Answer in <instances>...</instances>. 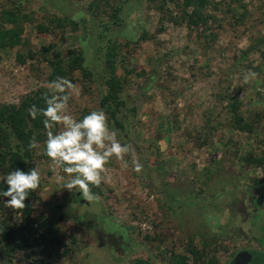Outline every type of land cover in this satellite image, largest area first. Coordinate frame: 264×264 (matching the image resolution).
I'll list each match as a JSON object with an SVG mask.
<instances>
[{"label": "rangeland", "instance_id": "obj_1", "mask_svg": "<svg viewBox=\"0 0 264 264\" xmlns=\"http://www.w3.org/2000/svg\"><path fill=\"white\" fill-rule=\"evenodd\" d=\"M209 2L213 17L189 26L180 1L0 0V26H11L5 10L28 16L23 43L0 48V104H17L39 87L57 94L48 87L49 60L58 53L66 64L81 51L87 73L67 69L63 77L76 86L68 112L82 119L101 109L113 40L121 104L117 122L107 115L109 126L144 166L136 173L130 157L127 169L113 157L104 182L92 186L100 199L88 203L77 189L61 190L41 130L27 163L42 176L30 215L49 220L59 242L22 238L21 213L0 196V223L13 228L17 245L10 264H228L239 250L263 248L264 164L246 158L264 154V0ZM44 47L51 49L43 55ZM235 98L252 131L230 119ZM9 171L0 163V184ZM251 264H264V250Z\"/></svg>", "mask_w": 264, "mask_h": 264}, {"label": "trees", "instance_id": "obj_2", "mask_svg": "<svg viewBox=\"0 0 264 264\" xmlns=\"http://www.w3.org/2000/svg\"><path fill=\"white\" fill-rule=\"evenodd\" d=\"M167 0H161L160 6H163ZM179 2L183 9L184 19L189 26L206 25L208 19L212 18L211 14L205 12L209 6V0H169ZM120 4L122 2H119ZM118 5V4H117ZM121 11V5L114 8V17H118ZM4 21L11 24L10 27L0 26V48L14 47L22 44L21 33L23 31L22 22L25 21L27 14H21L20 12L7 11L2 12ZM66 20V18H65ZM173 21H176L173 18ZM63 20L59 23L61 26ZM110 44L106 46L105 65L107 68V77L105 84L107 90L101 97V109L112 119L116 118V113L119 110L121 102H119V91L121 85V78L116 74V62L117 53L114 46V41H109ZM259 43L264 45V38L259 39ZM51 47H44L41 49L40 54L48 52ZM29 57L33 56V53L27 52ZM70 59L64 63V59L60 54L54 53L53 60H49L52 67V72L49 76L50 81L56 80L57 77H64L67 72L79 68L81 71L86 72L84 64V55L81 51H71ZM25 56L21 53L17 54V59L20 62L25 61ZM65 65V66H64ZM67 67V68H66ZM52 96L46 88L39 87L32 90L21 97L19 103H2L0 104V163L7 161L8 168L13 170L15 168H21L25 171L28 170V164L24 161H28L31 158L33 148H29L30 140L35 136L36 140L40 138L39 133L45 129L42 115H37L33 119L29 115L28 109L32 105H36L37 108L46 107L44 96ZM120 103V104H119ZM228 113L230 119L235 123L236 127L242 130L252 131V126L245 122L241 116L239 110V101L235 98L233 101L227 104ZM117 122V120L115 119ZM248 161L258 164H264V154L259 156H252ZM7 186L0 184V192L6 190ZM34 197V192L30 193V196L26 199V207L23 209H16L21 213L23 221L20 222V229L24 231L22 238L35 237L36 240L41 242L58 243L59 237L53 230L52 223L44 219L41 222L35 221L30 215V199ZM5 225L0 223V241L4 245V249L0 252V260L5 264H10L9 259L13 257L14 246L11 244L13 239L14 230L9 227L5 229ZM1 244V243H0ZM257 250V253L259 254ZM6 258H4L3 254ZM211 262V261H210ZM209 262V263H210ZM134 264H143L140 259L135 260ZM228 264H233L232 260Z\"/></svg>", "mask_w": 264, "mask_h": 264}, {"label": "clouds", "instance_id": "obj_3", "mask_svg": "<svg viewBox=\"0 0 264 264\" xmlns=\"http://www.w3.org/2000/svg\"><path fill=\"white\" fill-rule=\"evenodd\" d=\"M251 75L255 76L256 73ZM48 87L54 88L57 94H45L46 107L37 108L32 105L28 111L33 119L38 114L44 117V154L51 160L54 170H58L57 182L61 185V190L72 192L77 189L84 201H98L100 198L92 192V186L100 187L104 182L106 165L113 157L121 162L124 169L130 166L129 160L126 159L130 157L132 170L136 173L143 171L144 166L136 154L135 147L118 139V131L109 126L108 116L102 109L92 110L82 119L69 114L68 102L76 87L70 80L57 77ZM57 125L61 127L54 132L53 129ZM159 146L161 151H165L166 140L161 139ZM39 147L41 145L33 136L29 148ZM34 165L27 171L17 167L3 177L7 188L0 192V196L9 198L4 201L6 207L13 210L25 208L30 193L40 187L41 172L35 163ZM59 173L66 175L67 179Z\"/></svg>", "mask_w": 264, "mask_h": 264}, {"label": "water", "instance_id": "obj_4", "mask_svg": "<svg viewBox=\"0 0 264 264\" xmlns=\"http://www.w3.org/2000/svg\"><path fill=\"white\" fill-rule=\"evenodd\" d=\"M258 255L256 250L242 249L232 259L233 264H251Z\"/></svg>", "mask_w": 264, "mask_h": 264}, {"label": "flooded vegetation", "instance_id": "obj_5", "mask_svg": "<svg viewBox=\"0 0 264 264\" xmlns=\"http://www.w3.org/2000/svg\"><path fill=\"white\" fill-rule=\"evenodd\" d=\"M79 195H80V193H79ZM262 247H263V248H261V249H259V250H258V249H252V248H248V249H249V250H256V251H257V250H258V251H263V250H264V242L262 243ZM239 251H240V250H239Z\"/></svg>", "mask_w": 264, "mask_h": 264}]
</instances>
